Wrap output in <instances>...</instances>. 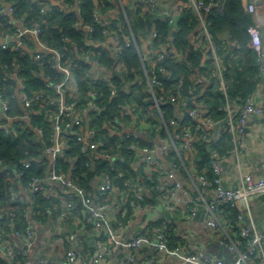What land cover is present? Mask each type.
Segmentation results:
<instances>
[{"label": "built area", "instance_id": "2783aa9c", "mask_svg": "<svg viewBox=\"0 0 264 264\" xmlns=\"http://www.w3.org/2000/svg\"><path fill=\"white\" fill-rule=\"evenodd\" d=\"M159 1L134 0L133 8L136 7V3L144 2L154 10L158 7ZM182 1L185 3L182 6H190L199 18L200 34L210 50V54H205V57L210 58L213 65L210 76L215 78L222 97V104L218 106L222 115L214 117L208 103L201 97L206 77L199 74H193L194 81L188 85L186 94L179 89L183 82L182 77L178 78L176 90L162 93L163 95L159 94L165 83L162 76L167 77L170 73V70L162 63L166 54L164 45H162L160 50L143 48L139 52L141 66L138 78H143L145 83L141 88L147 96L137 92L135 97L130 92L131 88L128 83L123 80L119 84L109 85L111 97H116L121 94V91H126L128 99L120 105V114L113 115L108 123L105 122V125L110 134H119L121 139L126 140V148L133 153L132 168L134 170L142 168L145 173L150 169L156 170L170 180V187L167 188L169 195L180 191L181 195L187 196L185 207L188 217L197 214L199 204L204 205V223L215 240V246L228 247L230 252L228 261L226 262L221 254H214L202 248L185 251L178 244L171 245L164 228L156 227L148 230L147 223L133 236L124 237L123 222L114 223V217L111 215L115 210L120 191L118 189L119 193L116 194L117 187L110 175L108 173L96 175L92 180L93 189L86 190L74 180V164L69 166L67 172L58 170L57 161L70 147V141L75 140L82 143L81 154L84 156L98 153L99 156L114 161L120 153L118 154L117 150L116 152L109 151L105 140H95L96 129L85 123L84 113L91 109L102 110V106L92 99L94 95L95 97L100 95L99 92L88 91L91 97L79 109L76 97L80 90V80L70 63L67 62L68 60L63 59L62 54L56 48L49 46L40 38L38 23L24 26L18 20L14 36L7 31L0 32V47L16 48L21 45L31 52L48 51L53 57L51 66L61 72L62 77L53 81L49 75L45 76L44 88L29 93L17 73L18 65L13 66L14 71H8V77L13 76L17 82L15 94L23 110L19 117L30 124L33 114H44L45 110L52 127L47 143H44L42 148L47 159L45 173L41 176L33 175L26 186L11 190L10 197L11 200H22L26 194L33 199L34 194L39 191L53 195L58 201L56 209L59 214L57 216L59 223L52 225L46 244L42 246L36 242L37 234L34 227L36 222H28L22 230L12 228L9 233L2 232L3 214L0 211V256L5 258L7 264H57L55 263L56 254L61 256L58 264H104L105 257L111 252L112 246L124 248L128 252L130 262L134 260V253L138 249L149 246L154 248L158 255L177 257L178 263L176 264H253L255 258L259 264H264V228H257L247 203L252 195L264 193V177H257L251 172L243 171L240 164L249 121L253 116H264V106L256 104L250 96L241 104L229 97L224 77L225 65L215 51L211 34L203 17V10H207L210 5L204 3L203 0ZM49 2L52 0H41V13L49 12ZM221 6L220 3L219 8ZM248 10L252 16V22L246 29L247 43L255 53L258 70L263 72L264 10L257 0L249 1ZM13 11L14 6L11 3L0 0V15L11 14ZM94 17L102 25L103 39L99 43L103 44L110 51L111 56L117 60L112 66L116 64L119 68L116 70L121 73V66L118 62L122 63L120 59L123 47L135 42V36L131 30L128 33L125 32L122 29L123 25L114 22V19L109 16L99 17L95 13ZM169 21L172 22L173 17ZM74 26L82 28L88 35L93 32V26L82 19L77 20ZM88 35L85 36V41L92 43ZM12 39L16 43L12 44ZM62 39L65 40L66 37ZM70 44L74 43L70 42ZM170 45L173 58L176 61H182V54L172 44ZM80 53L79 57L88 65V68L83 71V79L102 78L108 81L111 79L114 74L112 66L103 65L100 59L91 52ZM145 103L146 108L143 106ZM166 104H170L171 117H166L163 108ZM9 111L10 96L0 88V120H7L1 123L0 127L7 132L14 129L11 127L13 116L9 114ZM35 130L39 136H42L41 127H35ZM152 131L155 132V137L151 139L152 145L139 142V139L147 138ZM162 131H164V136H161ZM224 134H229L231 147L221 153L218 144L222 141ZM199 140L208 142L209 163L202 170L195 167L193 160L194 145ZM116 146L121 148L124 144L116 143ZM169 151L174 153V159L168 160L166 157ZM229 155L234 158L237 167L236 182L232 186H226L223 182L224 161ZM37 161L40 160L37 159ZM29 166V160L22 161V167ZM86 166L92 168L93 163H86ZM13 173L17 177L21 175L19 170L14 169ZM122 175L123 173L119 172V176ZM146 177V175L139 174L135 180H124V185L134 194V198H130L129 202V207L133 211L147 206L145 199L149 198L151 192L144 182ZM154 189L158 192L157 194H160L162 192L161 183L155 185ZM240 200L245 201L248 219L245 220L243 214L237 213L236 226L239 235L245 240L247 252L240 250L239 244L233 239L231 226L228 225V219L222 208L224 205L235 207ZM166 208L171 209L172 206L166 203ZM47 211L52 213L49 207ZM73 214L83 222L81 226L79 225V230L84 229L86 223L92 226V244L95 250L88 259L83 257L82 234L67 224ZM12 219L13 217L10 218L11 224H13ZM250 254L254 256L251 257ZM19 256L24 258L22 263L18 262Z\"/></svg>", "mask_w": 264, "mask_h": 264}, {"label": "trees", "instance_id": "16d2710c", "mask_svg": "<svg viewBox=\"0 0 264 264\" xmlns=\"http://www.w3.org/2000/svg\"><path fill=\"white\" fill-rule=\"evenodd\" d=\"M14 6L11 14L0 15V32H9L11 36L15 35V26L20 20L24 26H32L34 23L40 25L39 36L49 46L56 48L63 59L68 60L70 66L76 72L79 78V92L76 97L79 109L85 104V101L91 96L88 91L96 90L100 95L93 96V100L102 106V110H88L84 113L85 123L89 127L96 129L95 140H105L108 150L116 152L120 155L116 160H107L98 153L82 155L80 141H70L69 148L65 151L64 156L57 161L58 170L66 171L71 164L75 165L73 173L74 180L78 182L86 190H92V180L96 175L108 173L113 179L117 189L120 191L115 213L117 222L119 220L126 221L133 210L129 207L130 198H134L133 192L124 185L125 179L135 180L136 176L146 175L144 182L153 195H157L154 189L155 185H159L162 181V174L156 170L150 169L147 173L142 168L134 170L132 168L133 153L126 148V140L120 138L119 134H110L105 122L115 114H120V105L128 99L126 91L116 97L109 95V85L111 83L119 84L122 80L127 82L131 88L130 92L136 97V93L147 96L142 92V85L145 83L142 77L138 78L140 73L141 59V43L146 40V49L160 50L164 45L166 54L162 63L170 70L169 76L162 78L165 80L164 88L161 95L177 89L178 78H183V82L179 89L184 94L187 93V87L194 81L193 74H199L206 77V83L202 89L201 97L208 103L209 108L214 117H220L222 112L218 110V106L222 104V97L219 92L215 78L210 76L213 67L210 58H206L205 54H210L205 39L201 36L199 28V18L197 14L188 5L181 6L179 12L173 17V21H169L172 17L170 14L165 16L158 15V7L152 10L146 3H136L133 10L128 11L132 16L131 24L128 26L123 24L122 29L125 32L131 30L136 41L130 45L124 46L121 54L122 72L116 64L117 61L111 56L110 51L103 45L101 41V23L95 20L94 14L99 17L105 16L112 0H56L55 3L49 2V12H40L41 0H5ZM248 0H203L209 4L207 10H203L206 27L211 34V39L215 47V51L220 57L221 62L225 65L224 77L227 84V92L231 99L237 103H242L249 97L259 80L260 72L255 60V53L248 46V35L246 29L252 22L251 13L247 7ZM221 3V7L219 5ZM219 4V5H216ZM157 14V15H156ZM129 15V17H131ZM83 20L93 26V32L89 35L82 28L74 26L77 20ZM122 19H114L119 22ZM226 34V36H223ZM88 35L93 42L87 43L85 36ZM66 39H62V37ZM24 41V40H22ZM70 42L74 44L71 45ZM11 43H16L13 39ZM231 43V48L227 53V46ZM33 44V42H30ZM172 44L175 49L182 54L183 60L176 61L173 58L171 49ZM80 52H91L97 56L105 66H112L114 74L111 79H83L84 70L88 65L79 57ZM52 53L48 51L31 52L21 45L16 48L0 47V88L6 95L10 96V111L13 116L11 119V127L14 129L7 132L0 127V211L3 214L1 223L2 232L9 233L12 228L22 230L28 222H36L37 224H45L48 220L54 225L59 223V216L56 209L58 205L57 199L53 195H48L42 191L36 192L33 199L24 194L22 200H11V190L20 189L26 186L33 175L41 176L45 173L47 159L45 158L42 148L52 132L51 123L47 118V112L44 114H33L32 120L27 123L19 115L23 113L19 100L15 94L16 79L9 75L8 71H14L13 67L17 66V73L26 85L29 93L44 88V77L50 76L51 80H59L62 75L52 65ZM203 61V64H201ZM6 65V66H5ZM116 66V68H115ZM198 91V88H197ZM163 93V94H162ZM140 98V97H139ZM142 105V104H141ZM170 104L164 105L166 117H171ZM146 108V103L143 105ZM51 108H54L51 106ZM17 115V117H16ZM7 120H0L5 123ZM35 127L42 128V136H39ZM76 131V130H75ZM124 133V132H123ZM120 133V134H123ZM164 131L161 136H164ZM155 137L152 131L147 138L139 139L142 144L152 145L151 139ZM147 139V140H146ZM116 143H123L124 146L118 148ZM206 140H199L194 145L195 167L202 170L208 166L209 153ZM231 147L229 134H224L222 141L218 144L220 152H225ZM168 160L174 159V153L169 151L166 155ZM40 160V161H37ZM29 160L30 166L22 167V161ZM93 163V167L89 168L86 163ZM21 171L18 177L13 170ZM119 172L123 175L119 176ZM72 173V172H71ZM72 176V175H71ZM150 199L146 198L145 203ZM50 208L51 214L47 211ZM223 213L231 226V233L234 240L239 244L240 250L247 252L245 240L239 235L236 226L237 211L235 207L224 205ZM80 215V214H78ZM13 217L11 224L10 218ZM77 217L73 214L67 224L73 227ZM15 220V222H14ZM86 227L91 226L90 223L85 224ZM156 227L165 229V233L171 245H176L177 240H181V236L175 235L171 223V219L167 216L159 217L147 222L148 230ZM249 256L253 257V254ZM24 260L22 256L18 257V262ZM0 264H7L5 258L0 256ZM253 264H259L255 258Z\"/></svg>", "mask_w": 264, "mask_h": 264}, {"label": "crops", "instance_id": "0c3cea01", "mask_svg": "<svg viewBox=\"0 0 264 264\" xmlns=\"http://www.w3.org/2000/svg\"><path fill=\"white\" fill-rule=\"evenodd\" d=\"M249 1L250 0H248L247 3H249ZM259 1V4L263 7L264 10V0ZM133 3L134 0H112L111 5L108 8V12L105 14V16H109L113 19H120V16L122 14V19L119 21V23L121 25L126 24L128 26L129 24H131L132 21V16L128 14V11L133 10ZM182 4H185L182 0H160L157 14L165 16L171 13V16L174 17L179 12V8L182 6ZM129 15L131 17H129ZM262 31L264 47V27ZM223 36H226V34H223ZM143 48H146V40H143L141 43V49ZM230 48L231 43L228 44L225 53H227ZM250 97L256 104L264 106V71L260 72L259 80L255 86V89L252 91ZM240 164L242 166L243 171L251 172L257 177H264V116H253L249 121V125L246 129L245 145ZM224 167L225 169L223 172V182L226 186H232L236 182L237 178V167L235 160L232 156L229 155L226 157L224 161ZM161 179L162 192L160 194L152 196L151 193L149 195L150 200L148 201L147 206L141 209L134 210L126 221H118L123 222V236L126 238L131 237L136 234L138 230L148 221L157 219L159 217L167 216L169 219H171L175 235L181 236L182 238L181 240H177L176 244L180 245L183 250L195 251L197 248H202L206 251H209V247L215 245L216 243L212 234L207 229L204 223V205L202 203L199 204L197 214L193 217H188L185 207L187 196L181 195L180 191L169 195L167 188L170 187V180L165 175H163ZM182 181H184V179H182ZM117 193H119L118 189L116 194ZM166 194H168V196ZM166 203L170 204L172 208H166ZM247 203L249 205L255 225L257 226V228L263 229L264 193L252 195L247 200ZM235 209L237 213L244 215L245 220L248 219L244 200H240L236 204ZM111 215L114 217V223L117 224L115 210ZM82 223L83 222L79 221L77 218L75 221L76 225H74L73 228L78 233L82 234L83 257L85 259H88L95 250L92 244V226H83L84 229L79 230L78 227L79 225L81 226ZM34 227L37 234L36 242L37 244L43 246V244H46L49 230L52 228L51 221L48 220L45 224H36ZM55 259V263L58 264L61 259V256L59 254H56ZM176 263H178L177 257L172 255H158L156 254L155 249L149 246H143L142 248L138 249L134 253V260L132 262L128 260V252L124 248L120 246H112L111 252L107 255V257H105L104 260V264Z\"/></svg>", "mask_w": 264, "mask_h": 264}, {"label": "water", "instance_id": "95a60500", "mask_svg": "<svg viewBox=\"0 0 264 264\" xmlns=\"http://www.w3.org/2000/svg\"><path fill=\"white\" fill-rule=\"evenodd\" d=\"M257 3H260V1L257 0ZM87 43L89 44L90 42H87ZM209 252L214 253V254H222L224 256V259H225L226 262L229 259V249H228V247L221 248V247H217L215 245H212L211 247H209Z\"/></svg>", "mask_w": 264, "mask_h": 264}, {"label": "rangeland", "instance_id": "374dc122", "mask_svg": "<svg viewBox=\"0 0 264 264\" xmlns=\"http://www.w3.org/2000/svg\"><path fill=\"white\" fill-rule=\"evenodd\" d=\"M52 3H55V0H52Z\"/></svg>", "mask_w": 264, "mask_h": 264}]
</instances>
